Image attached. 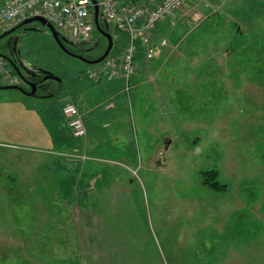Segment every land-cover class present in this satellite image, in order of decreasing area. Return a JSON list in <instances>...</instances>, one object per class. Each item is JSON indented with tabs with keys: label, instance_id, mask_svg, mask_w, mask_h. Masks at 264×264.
<instances>
[{
	"label": "rangeland",
	"instance_id": "rangeland-1",
	"mask_svg": "<svg viewBox=\"0 0 264 264\" xmlns=\"http://www.w3.org/2000/svg\"><path fill=\"white\" fill-rule=\"evenodd\" d=\"M173 15L165 46L137 50L130 93L105 67L127 36L93 64L39 21L0 38L19 85L36 81L34 95L0 89V264H244L264 248V0H190ZM59 33L87 60L107 48L97 29Z\"/></svg>",
	"mask_w": 264,
	"mask_h": 264
},
{
	"label": "built area",
	"instance_id": "built-area-1",
	"mask_svg": "<svg viewBox=\"0 0 264 264\" xmlns=\"http://www.w3.org/2000/svg\"><path fill=\"white\" fill-rule=\"evenodd\" d=\"M186 2L188 0H139L137 3L96 0L102 17L112 22L120 33L129 36V42L121 58L108 63L111 74L123 79L124 93H129L132 88L130 76L136 70L134 58L139 49L138 43L144 46L146 59L152 58L156 51L152 37L157 22L172 15ZM94 5L93 0H5L0 7V33L27 18L39 16L56 30L67 31L69 37L85 40L94 29ZM112 37L117 38V34H113ZM159 44L165 45L166 40L161 39ZM5 66V61L0 58V77L4 83H15L18 80L17 76L7 73ZM87 72L90 78L97 76L96 71ZM63 113L68 117L72 134L76 137L84 136L86 128L77 108L68 103L63 107Z\"/></svg>",
	"mask_w": 264,
	"mask_h": 264
},
{
	"label": "water",
	"instance_id": "water-1",
	"mask_svg": "<svg viewBox=\"0 0 264 264\" xmlns=\"http://www.w3.org/2000/svg\"><path fill=\"white\" fill-rule=\"evenodd\" d=\"M93 3L95 4L94 5V22H95V26H96L98 31L103 33L104 37H106V39L108 41L107 48L105 49L104 53L96 60H87V59L83 58L81 55H77L75 53H72L67 48H65V46L63 45V43H62V41H61V39L59 37L60 33L57 30H55V28L51 24H49L44 18L39 17V16H35V17H32V18H28V19L23 20L16 27H13L9 31L3 33L0 36V38L8 35L9 33L15 31L18 27L23 26V25H25V24H27V23H29L31 21H39V22H41L42 24H44L45 26H47L49 28L50 32L52 33L53 37L56 39V41L59 44V46L61 47V49H63L66 53H68V54H70L72 56H75V57H77V58H79V59H81V60H83V61H85L86 63H89V64L98 63V62L102 61L107 56V54L109 53V50L112 47V37H111L110 33H106V32H103L101 30V27H100L101 25L99 23V12H98V7H97V4H96V0H93ZM106 24H108V23L106 22ZM0 56L4 57L5 59H7V61H9V63L15 69L17 74L23 80V75L21 74L19 67L14 63V61L11 60L9 57H7L5 55L0 54ZM48 78L54 79V80H59V78L54 76L53 74H48V75H46L44 77V79H48ZM29 85L31 87L30 91H26L20 85H0V89H17V90H21L22 92L26 93L27 95H34V93L36 91L35 85H34V83H30Z\"/></svg>",
	"mask_w": 264,
	"mask_h": 264
},
{
	"label": "crops",
	"instance_id": "crops-1",
	"mask_svg": "<svg viewBox=\"0 0 264 264\" xmlns=\"http://www.w3.org/2000/svg\"><path fill=\"white\" fill-rule=\"evenodd\" d=\"M4 1L5 0H0V7L3 5V3H4ZM120 2H125L126 0H119ZM129 1H131V2H133V3H136V1L137 0H129ZM197 14V13H196ZM197 15H199V14H197ZM173 17H175V16H173ZM177 18V17H176ZM181 18L182 17H178L177 19L179 20V21H181ZM159 23V25H157L158 26V30H155V32H154V34H153V37H152V42L154 41V42H156V43H158V39H162L163 37L161 36V35H159V29H160V26H164L165 24H166V22H165V20H161V21H159L158 22ZM180 23V22H179ZM168 24V23H167ZM183 25V24H182ZM176 26H177V24H175L174 26H173V28H171V29H174L175 30V28H176ZM184 26V25H183ZM168 28H170L169 26H168ZM178 33H179V31H178ZM127 36L128 37V39H129V36L127 35V34H125V33H118V36H117V38L119 37V36ZM162 37V38H161ZM153 42V44L155 45V47L157 46L155 43ZM140 46H141V44H140ZM247 251L248 250H245L244 251V253H241L240 252V256H238V258H239V262H242V261H244V264H248L249 262H250V264H251V261L250 260H252L253 258H254V263L255 264H264V248H261V250H258V246H256V248L254 249V254H253V256L251 257L250 255H249V253H247ZM251 251V250H250ZM234 252L235 251H233L232 252V257L231 258H233V259H235L234 258V256H233V254H234Z\"/></svg>",
	"mask_w": 264,
	"mask_h": 264
},
{
	"label": "trees",
	"instance_id": "trees-1",
	"mask_svg": "<svg viewBox=\"0 0 264 264\" xmlns=\"http://www.w3.org/2000/svg\"><path fill=\"white\" fill-rule=\"evenodd\" d=\"M203 183L211 186L213 190L219 191L224 188V184H219V181L216 179L217 171L216 170H207L201 173Z\"/></svg>",
	"mask_w": 264,
	"mask_h": 264
},
{
	"label": "flooded vegetation",
	"instance_id": "flooded-vegetation-1",
	"mask_svg": "<svg viewBox=\"0 0 264 264\" xmlns=\"http://www.w3.org/2000/svg\"><path fill=\"white\" fill-rule=\"evenodd\" d=\"M41 80H45L44 77H43ZM26 82H27V85H28V87H27L28 89H30V85H29L30 83H34L35 88H36V81H35V82H34V81H30V82H29V81L26 80ZM28 83H29V84H28Z\"/></svg>",
	"mask_w": 264,
	"mask_h": 264
}]
</instances>
